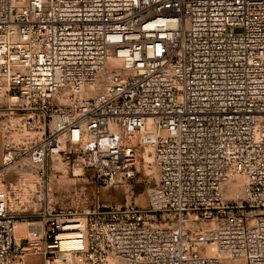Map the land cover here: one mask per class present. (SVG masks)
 <instances>
[{
  "label": "built area",
  "instance_id": "built-area-1",
  "mask_svg": "<svg viewBox=\"0 0 264 264\" xmlns=\"http://www.w3.org/2000/svg\"><path fill=\"white\" fill-rule=\"evenodd\" d=\"M0 134V264H264V0H0ZM141 152L144 207L51 203Z\"/></svg>",
  "mask_w": 264,
  "mask_h": 264
},
{
  "label": "rangeland",
  "instance_id": "rangeland-1",
  "mask_svg": "<svg viewBox=\"0 0 264 264\" xmlns=\"http://www.w3.org/2000/svg\"><path fill=\"white\" fill-rule=\"evenodd\" d=\"M141 155L145 157V164L142 160L139 161V169L135 174L134 183L128 189L120 185L114 187L100 186L92 181L89 170H82L80 166H71L64 160L58 159L52 163L49 162L44 168V176L48 178L51 203L55 204L57 210L61 209L65 212L77 210L80 212L97 204L118 207L125 203L127 194L128 203L144 207L146 205L143 194L144 185L146 180L152 184L156 176L153 171L149 172L151 169L146 166V162L150 161L149 155L144 152H141ZM22 171L18 172L16 168L11 167L7 173H4L2 183L7 184L14 181ZM20 175L30 177L29 174ZM39 182L41 183V181ZM238 191V194L233 192V197L240 195V188ZM20 234L19 230L16 231L17 237ZM35 261V263H39L40 260L36 259Z\"/></svg>",
  "mask_w": 264,
  "mask_h": 264
},
{
  "label": "bare ground",
  "instance_id": "bare-ground-1",
  "mask_svg": "<svg viewBox=\"0 0 264 264\" xmlns=\"http://www.w3.org/2000/svg\"><path fill=\"white\" fill-rule=\"evenodd\" d=\"M144 158H145V157H144ZM239 187H240L239 184H236V185L234 186V188H233V189H234L233 191H234L235 193L239 192V191H238V190H239ZM237 194H238V193H237ZM232 196H233V195H232ZM15 228H16V231H18V230L20 231L21 229H24V228H25V224H20V223H18V224H16V227H15Z\"/></svg>",
  "mask_w": 264,
  "mask_h": 264
},
{
  "label": "crops",
  "instance_id": "crops-1",
  "mask_svg": "<svg viewBox=\"0 0 264 264\" xmlns=\"http://www.w3.org/2000/svg\"><path fill=\"white\" fill-rule=\"evenodd\" d=\"M1 155H2V138L0 134V166H1Z\"/></svg>",
  "mask_w": 264,
  "mask_h": 264
}]
</instances>
